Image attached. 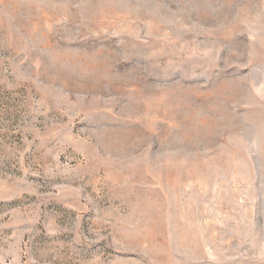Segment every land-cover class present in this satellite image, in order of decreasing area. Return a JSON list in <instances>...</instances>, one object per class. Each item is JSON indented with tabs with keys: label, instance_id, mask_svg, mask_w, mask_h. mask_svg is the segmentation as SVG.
I'll list each match as a JSON object with an SVG mask.
<instances>
[{
	"label": "rangeland",
	"instance_id": "obj_1",
	"mask_svg": "<svg viewBox=\"0 0 264 264\" xmlns=\"http://www.w3.org/2000/svg\"><path fill=\"white\" fill-rule=\"evenodd\" d=\"M0 264H264V0H0Z\"/></svg>",
	"mask_w": 264,
	"mask_h": 264
}]
</instances>
